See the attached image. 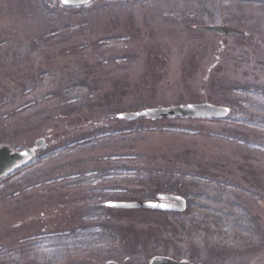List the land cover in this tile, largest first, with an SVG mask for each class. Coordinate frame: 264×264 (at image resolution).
I'll return each instance as SVG.
<instances>
[{
	"label": "rangeland",
	"instance_id": "obj_1",
	"mask_svg": "<svg viewBox=\"0 0 264 264\" xmlns=\"http://www.w3.org/2000/svg\"><path fill=\"white\" fill-rule=\"evenodd\" d=\"M37 1L0 0V146L18 151L42 137L46 149L98 126H117L121 112L205 101L225 105L224 99L231 98L225 86L264 84V6L225 0H99L67 10L59 0H41L46 13ZM221 23L246 32L231 36L197 28ZM71 84L80 89L67 108L59 96ZM162 119L150 124L151 119L136 118V127L145 130L133 133L134 139L66 155L44 166L40 185L1 194L0 258L38 232L84 225L80 214L88 187L67 180L105 166L102 158L110 154L134 152L141 156L137 164L161 169L197 166L264 195V156L246 158L231 141L230 124L171 118L180 130L192 132L180 134L167 131L169 122ZM130 189L127 200L153 193L152 186ZM245 203L264 233V200ZM110 212V223L130 226L131 235H141L138 239L146 243L160 228L161 216L154 210ZM187 238L191 262L264 261V242L248 260L219 246L212 226L191 227Z\"/></svg>",
	"mask_w": 264,
	"mask_h": 264
},
{
	"label": "trees",
	"instance_id": "obj_2",
	"mask_svg": "<svg viewBox=\"0 0 264 264\" xmlns=\"http://www.w3.org/2000/svg\"><path fill=\"white\" fill-rule=\"evenodd\" d=\"M37 2L46 13H50L42 7L41 0ZM63 8L69 10L71 7ZM52 19L55 21L57 18ZM100 41L103 42L104 39ZM78 85H68L64 90V97L59 96L64 99L62 101L67 108L77 100L80 89ZM222 90L231 96L229 100L224 99L222 102L230 108V113L223 119L207 120L230 124L231 141L245 151L246 158L264 156V84L237 83L225 86ZM115 120L117 126H98L80 137L47 146L39 154H34L12 172L0 177V195L15 194L24 187L27 190L40 185L41 176L45 174L44 166L50 162L77 151L134 139L133 133L139 136L145 130V127H136V120L123 121L118 117ZM162 121L169 122L164 124L169 132L192 133L180 130L171 122V118H164ZM148 122L157 123L154 120ZM138 155L134 152L110 154L102 158L105 166L69 177L67 181L74 185L82 183L88 187L87 194L82 197L80 214L84 225L64 232H38L25 245L7 253V258H0V264H115L121 259L123 264H146L147 258L149 261L158 253L169 254L175 259H187L193 257L187 243L188 230L191 227L199 230L208 226L215 229L216 243L219 246L236 250L248 260L261 252L264 233L245 203L246 199L264 200L261 192L246 188L233 180H221L216 173L206 172L197 166L190 169L183 166L175 169L143 166L137 164L141 157ZM135 186L153 187V193L140 200L154 199L160 192L186 198L184 212L154 210L162 220L160 218L156 223L160 227L156 234L148 236L149 243L138 239L141 235H131L130 226L122 229L110 223V209L114 207L107 206L106 202L114 199L127 200L132 192L130 187ZM146 245L148 249L151 248L149 251Z\"/></svg>",
	"mask_w": 264,
	"mask_h": 264
},
{
	"label": "water",
	"instance_id": "obj_3",
	"mask_svg": "<svg viewBox=\"0 0 264 264\" xmlns=\"http://www.w3.org/2000/svg\"><path fill=\"white\" fill-rule=\"evenodd\" d=\"M90 0H61L63 5H83ZM197 28L217 32L221 34H243V31L225 25H201ZM229 107L224 105H216L210 102L199 103H180L169 106L149 107L137 111L121 112L117 114L118 118L126 120H134L139 117H146L151 120L160 118H206L218 119L224 118L229 114ZM44 138L40 137L35 140L34 145L25 147L21 150L14 151L9 145L0 146V176L13 170V168L34 154L35 150L45 147ZM155 200H112L106 205L124 209H150L172 212H183L186 208V200L183 196L162 192L159 193ZM147 264H203L191 262L187 259H173L169 256L155 255L152 256Z\"/></svg>",
	"mask_w": 264,
	"mask_h": 264
},
{
	"label": "flooded vegetation",
	"instance_id": "obj_4",
	"mask_svg": "<svg viewBox=\"0 0 264 264\" xmlns=\"http://www.w3.org/2000/svg\"><path fill=\"white\" fill-rule=\"evenodd\" d=\"M95 1H99V0H90L89 2L90 3H93ZM106 1V0H104ZM225 1H228V2H232V3H235L237 5H243L244 3H247L251 6H254V7H257V6H260V7H263L264 6V0H225ZM60 4H61V1L59 0ZM239 2V3H238ZM221 24H224V23H221ZM225 25V24H224ZM236 28V27H235ZM237 30H240V31H243V35L245 34L244 32H246L245 29H240V28H236ZM245 30V31H244ZM235 36V35H234Z\"/></svg>",
	"mask_w": 264,
	"mask_h": 264
}]
</instances>
